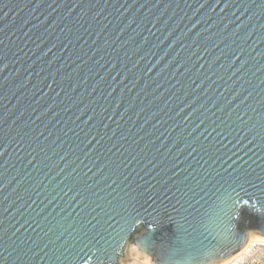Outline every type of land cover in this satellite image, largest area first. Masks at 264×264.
<instances>
[{"label":"water","instance_id":"95a60500","mask_svg":"<svg viewBox=\"0 0 264 264\" xmlns=\"http://www.w3.org/2000/svg\"><path fill=\"white\" fill-rule=\"evenodd\" d=\"M238 175L264 178V0H0V264H98L136 211L205 264Z\"/></svg>","mask_w":264,"mask_h":264},{"label":"snow or ice","instance_id":"6c2138e0","mask_svg":"<svg viewBox=\"0 0 264 264\" xmlns=\"http://www.w3.org/2000/svg\"><path fill=\"white\" fill-rule=\"evenodd\" d=\"M226 183L227 188L218 198L228 209V234L219 240L211 238L213 246L202 252L205 264H264V178L257 176L254 180L248 175H238L234 181ZM214 211L206 210L200 217L202 227H207L205 218L211 219ZM122 219L128 228L116 232L119 239L113 237L115 244L107 242L111 251L105 249L101 253L103 258L97 257L98 264H117L118 260L119 264H176L181 256L183 264H191L187 246L195 247L192 241L177 238L157 242L149 232L151 225L147 217L138 211ZM142 222L147 226L139 231L137 225ZM76 264H80L79 257Z\"/></svg>","mask_w":264,"mask_h":264},{"label":"clouds","instance_id":"9594fccd","mask_svg":"<svg viewBox=\"0 0 264 264\" xmlns=\"http://www.w3.org/2000/svg\"><path fill=\"white\" fill-rule=\"evenodd\" d=\"M258 259V258H257Z\"/></svg>","mask_w":264,"mask_h":264},{"label":"rangeland","instance_id":"374dc122","mask_svg":"<svg viewBox=\"0 0 264 264\" xmlns=\"http://www.w3.org/2000/svg\"><path fill=\"white\" fill-rule=\"evenodd\" d=\"M126 264V263H125Z\"/></svg>","mask_w":264,"mask_h":264}]
</instances>
